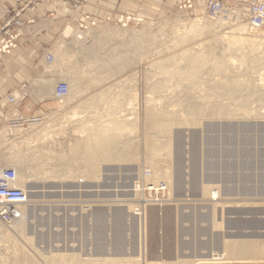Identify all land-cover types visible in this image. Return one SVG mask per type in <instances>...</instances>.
Returning <instances> with one entry per match:
<instances>
[{"label":"rangeland","instance_id":"1","mask_svg":"<svg viewBox=\"0 0 264 264\" xmlns=\"http://www.w3.org/2000/svg\"><path fill=\"white\" fill-rule=\"evenodd\" d=\"M253 1L262 2L263 0ZM39 3L40 0H38V5ZM70 3L81 6L73 2ZM140 4L141 3H137V9L140 8ZM225 6L233 9H241L246 5ZM201 7L193 8L191 12H176L173 9L162 11V9L160 10V8H158L157 10H146L142 14L140 12L138 13L137 9H126L125 11H120L113 20L89 21L86 17L78 20L76 27L67 23L55 35L54 44H52L50 53H52V57H56L57 59L53 58L52 64H49L52 65L50 68H46L45 65L42 64L45 71H53L52 69H54L56 74L61 73L62 68H59L58 63L60 56L59 53L58 56L56 55L57 53L54 49L56 50L57 48L56 43L59 34L66 26H70L77 30H91L98 26H104L113 28L119 33L121 32V35H118L120 37L117 36L112 38L109 46L103 47V50L105 49L103 51L104 54L109 51L104 57L115 55V53L120 55V53L124 51L121 47L122 42L124 41L123 47L132 42L131 45L127 47V50L130 51L128 53H132V55L137 52L134 56L130 55L132 57L131 60L133 62L136 60V63L132 62L133 64H131L126 71H121V73L114 72L115 74H113V77L109 74L110 78L106 73L102 74L103 77L97 74L98 76L94 78L95 80L92 78L94 76L96 77V75L84 77L83 84H85L84 87H81L83 90L80 91V94L76 98H72V101L67 107L60 108L61 101L55 100L56 102L53 110L44 114H39L35 118L27 119L26 122L18 121V115L14 113L10 122L4 125V127H6L7 130L22 129L25 131L45 129L48 138H46L43 143L36 140L31 142L26 141V143H30L32 149H34L33 147L41 149L42 155L45 153L54 158L57 152L62 151L64 147L70 145V142L78 136L76 128L79 122H77L78 120H75L76 122L73 121L74 123L70 121L69 117L72 115V112L78 113V116L82 118L80 121L84 122L85 119L86 121L88 120L87 124L91 126L92 124L98 125L100 123L109 124L113 119H111V116L109 118L107 115L108 109L113 106H117L118 108L122 107L118 110L125 109V111H129L125 112L127 118L130 119L126 121L129 129H127L129 132L127 131L126 138H128L130 145H135L133 147L135 148L136 157L128 162H103L99 165L96 174L92 176H87V174H84L79 168L76 169L77 171L74 170L76 167H74L73 164L67 166L59 162L50 161L46 167V165H42V160L39 159L41 163H39L38 166H41V168L44 167L46 171L48 170L50 172L47 171L44 173L45 170L42 169L38 177L29 178V180L32 178V182L29 181L28 183H31H27L28 185L37 186L40 187V189L45 187L46 192L41 194L38 204L26 215L24 235H19L14 231L13 227L17 224L14 226H7L0 221L6 229L8 228L7 230L11 233L12 237H15L14 240L17 241L20 246L24 247V250L32 259L33 264H56L57 262H54L55 260L53 259L60 255H74L77 258L79 257L78 259L80 260L89 261L90 264H105L106 262L103 261L104 259H112L116 262L117 260L128 259V257H138L139 260L137 264H191L190 262L194 259H198L205 255L210 256L209 259L218 260H211L210 262L223 263L226 262V259L224 260L223 258L227 257L224 255L225 244L252 242L257 245H264V229H248L247 227H240L234 224L249 218L258 220L264 218V165L262 163V161H264V114L261 116V113H264V101L261 102L258 97L251 96L248 103V110L251 114L246 118L240 115L237 108H234L235 113L238 112V116L226 119H202L196 125L172 126L169 134H167L163 140V137L160 138L161 136H156L157 134L153 130L147 131L145 127V116L148 106L152 107L155 105L157 108H160V106H168L169 108L171 105L175 106L179 103L177 102V98L181 99L178 100L180 102L182 101L181 105H183L185 101L184 106H186L189 101L196 102L195 100H199L200 98H204L207 102L210 101V103L217 101L223 105L234 106L235 104L236 96L220 92L219 90L216 91L215 89L210 91L209 87H211L212 84L214 85L222 81V78L212 71L202 75L201 81L195 85H174V83H176L175 80L166 82L169 86L167 85L168 88H166L165 91L170 89L168 90L169 92L167 91V94L164 91L165 95L161 90L156 92L153 90L154 86L152 85H154L157 80L158 83L159 78L161 79V77H159L160 75L158 76V74H160L158 69L156 66L154 67L158 62L169 56L179 57L183 50L199 45L212 46L213 48L217 47L214 52L215 54H219L221 50L218 48L227 45V36L224 37V40L221 42L215 41V39L218 35L228 33L235 28L233 25L235 24V15L232 14L231 16L211 19L203 12ZM195 18H203V21L208 22L214 30L208 35H203L201 39L192 46L186 47L184 45H178L176 46L177 48H173L174 46L170 45L172 39L169 38H173L172 32L175 29L183 31L184 27L182 23ZM241 21L243 22L242 24H247L243 18ZM219 23H224L223 26L225 25V28H218ZM164 25L165 27L163 28ZM83 27L85 29H83ZM159 27H162L163 30L166 28L167 30L165 29L161 35L167 34L168 36L166 35L165 39L164 35L162 39L163 35H160L161 37L158 35L161 41H159L157 46L150 49L144 46L143 49L139 47L136 48L137 44L134 47L132 46L133 39L137 38L139 31L145 29L144 32L146 33H154ZM132 30H135L136 33H133ZM148 30H150V32H148ZM257 32L259 31L257 30ZM133 34L137 35L132 36ZM99 36H93L92 39L100 38L102 35ZM263 36L264 32H262L261 36L256 38L255 42H260L259 40L260 38L262 39ZM90 37H92L91 34L87 36V41H93L95 44H98ZM129 37L133 38L130 39ZM119 38L124 40L122 41V39L120 40ZM127 39H129V41L131 40L129 44ZM167 39L170 40L168 41ZM135 42L137 43V41ZM112 44L114 46L113 48H116V45L117 47L120 46L119 49L116 50H121V52L112 51L111 53L112 46L110 45ZM145 45L147 44L145 43ZM72 47L73 46L70 45L68 50V54L73 55L72 60L67 63L69 65L70 63L74 64L75 62L73 61H77L74 57L76 51ZM130 47H133L135 50L132 49L135 52L132 51ZM247 47L246 45L238 50L230 51L231 54L228 53V51L226 52L228 56L227 59L231 62V69L234 71L233 74L235 76L236 74L237 76L239 75V80H243L247 77L243 71L246 69L245 67L249 61H251ZM165 48H167V50L163 51ZM145 49L148 50L142 52ZM52 50L56 54L52 52ZM147 52H149V54ZM160 52L161 54L164 53L159 55ZM156 54L158 56H156ZM133 58L136 59L133 60ZM249 58L250 60H247ZM54 62L55 67L53 64ZM77 65L79 67L83 66L81 61L78 62ZM259 68L257 67V69ZM260 72H264V70ZM53 77L58 78V82H67L66 79V81L62 79L64 77H62L61 74L57 75V77L56 75ZM98 77L105 78L104 84L98 87H92L91 85L95 83L97 79H100ZM90 78L92 79L91 81L89 80ZM106 78L108 79L106 80ZM122 84L123 86H121ZM85 87H87V89L89 88L88 91ZM174 87L175 92L179 88L177 96L175 95L177 92H173ZM176 87L178 88L176 89ZM119 88L123 89L119 90ZM125 90L128 91L125 92ZM101 91L106 97V101L102 103L100 101L98 102L96 98L98 96L99 99ZM82 92H84V94ZM127 92H129L130 96L127 95ZM170 92L173 93L170 95ZM121 93L122 95L124 93L126 96L123 95L121 97ZM183 93H186L184 94L185 98H182ZM188 93L189 95H187ZM243 95L245 96L244 92L239 94V96ZM166 97L169 98L168 101ZM112 98H119L118 100L121 101L119 102L121 106L113 102ZM129 98L132 101H130V105H127L129 104ZM164 99H166V101ZM89 100L91 101L89 102ZM95 100H97V102H95ZM123 101L127 103L125 104L126 106L122 105ZM93 102L96 103V105ZM91 103H93L95 107ZM131 106H133V108ZM173 106L169 109L176 110L177 108H173ZM104 109L106 112H104ZM252 109L255 110L256 114H254V110ZM258 110L260 114H258ZM132 111L135 113L132 114ZM253 114L255 115L254 117ZM87 124L85 123L84 125L89 126ZM109 126H111V124ZM261 134H263V137ZM258 135H260V138ZM251 137L254 139L258 138L261 144L258 143L257 139L256 141ZM79 138H84V136L82 137L81 135ZM159 138L160 141H158ZM245 138H248L247 141H245ZM131 140L133 141L132 143ZM13 141V143L12 141L4 142L2 146L3 150L1 149L0 153L4 155L9 154L11 151L8 148L11 144L20 145L18 144L20 142L19 139ZM148 141L155 142L156 144H168L169 146L168 153L162 151L159 155L163 156L165 154L163 157L166 162L163 161L162 164L160 163V171H158L160 176L157 177V181H155L156 183L154 184L152 180L150 181V175L152 176L153 172L150 165H148L149 163H146ZM7 142L8 145H6ZM25 148L26 144H24V149ZM5 150H7V152ZM4 155L0 157V164L3 162L2 158ZM30 166L34 170L37 169L34 164ZM166 166L169 167L168 172L175 182V187L173 185V192L171 193H169L165 179L162 178V175H164L163 169L166 168ZM10 167L13 169L12 166L8 168ZM62 168H64L65 171L67 169V173L70 171L68 175ZM70 168L73 169V171ZM30 170L32 169H24L25 173ZM47 173L57 174L56 176L54 175L56 179L52 174ZM30 174L32 175V173L29 172L26 176ZM71 175H74L73 178ZM51 187L55 188L50 189ZM62 188L70 192L62 193ZM162 188H165V190H162ZM204 189L218 191V198L216 200H211L208 195H203ZM49 190L54 192L51 193ZM28 202L27 208L30 207V205H34L30 200H28ZM248 211L260 212L251 215L246 214ZM217 214L219 216H217ZM213 223L216 225L214 224V226ZM1 242H3L2 239L0 240V246L2 244ZM0 249H2L0 250L1 263L2 257L4 256L5 259L7 256L5 257V253L2 254V252H5L4 247L1 246ZM96 259L97 261H95ZM253 259L229 261L230 264H264L263 257ZM6 261L8 262H2V264H11L8 258H6Z\"/></svg>","mask_w":264,"mask_h":264},{"label":"bare ground","instance_id":"2","mask_svg":"<svg viewBox=\"0 0 264 264\" xmlns=\"http://www.w3.org/2000/svg\"><path fill=\"white\" fill-rule=\"evenodd\" d=\"M262 2H264V0ZM201 9L206 14L203 7H201ZM232 14L235 15V24L232 23L235 26V28L232 29L231 31H229L228 33H223L221 35H218V37L215 39V41L221 42L224 40V37H226V36L228 37V38H226V39H228L227 45L225 47H219L218 48L219 50H221V52L219 54H215V52H214V50L217 47L213 48L212 46L199 45L197 47H191L187 50H183L182 53L179 55V57L169 56L162 61L159 60L160 62H158V63L156 62L157 64H155V65L153 63V65H154V67L156 66V68L158 69V71L160 73V74H158V76L160 75L159 77H161V79L159 78V82L157 83V81H158L157 80L156 81L157 84L154 83V85H152V86H154L153 90H155V92L161 90V92L163 91V93H164L165 89L168 88V86H169L168 84H166V82H168V81L172 82L173 80H175L176 83H174L175 82L174 81L173 82L174 85L175 84L195 85L196 83H199L201 81L202 75L212 71V72L216 73L217 75H219V77L222 78V81H220L219 83L214 84V85L212 84L211 87H209L210 91L212 89H215L216 91L219 90L220 92H223L226 94L228 93V94L236 96L234 106L223 105L222 103L220 104L217 101L210 103V101L207 102V100H205L204 98H200L199 100H195L196 102L189 101L187 103V105L184 106L185 101H184L183 105H181L182 101L181 102L178 101L180 98L176 97L178 99L177 102H179L180 104L178 103L177 105H175L173 103L175 106L171 105V106H173V108H177L176 110L175 109L170 110L169 108L171 106L168 108V106L167 107L160 106L158 103L157 104L160 106V108L155 107V105L152 107L148 106V109L146 108L147 111H146V116H145V127H146L147 131L153 130L157 134L156 136H158V137L161 136L160 138L163 137L162 138V140H163L164 137L167 134H169L172 126L196 125L202 119H208V118L209 119L210 118H218V119L219 118H221V119L225 118L226 119V118H230L233 116H238L237 115L238 112L235 113L234 108H237L240 115L242 117L246 118L251 114L250 111L248 110V108H249L248 103H249V99L251 96L258 97L259 100H261V102L264 101V72H260V71L264 70V36L262 37V39L260 38V40H259L260 42H257V41L255 42L256 38L261 36L263 31L258 30L259 32H257V29L252 28L248 23L242 24L243 22L241 21V19L243 18V10L232 9L229 12V14H227L226 16H231ZM206 15L209 18H211L208 14H206ZM219 17H224V16H219ZM219 17H217V18H219ZM230 19H231V17H230ZM163 24H166V23H163ZM182 24H183L184 30L181 31V30L175 29L173 31V29H172L173 38L169 37L170 39H172V42L170 45L174 46L173 48H175L178 45H184L186 47L192 46V45L196 44V42L199 41L203 35H208L214 30L208 24V22L203 21V18H195L193 20H188ZM223 24L219 23L218 28L224 29L225 25L223 26ZM157 26H160V25H157ZM164 27H165V25L163 26V28ZM160 28H162V27H159L158 30L156 29V31L154 33H146V32H144L145 29H142L139 32L137 31L139 34L138 35L136 34L137 38L133 39L134 41H133L132 46L134 47L137 44L136 48L139 47L140 49H143L144 47L149 48V49L154 48L155 46H157L159 41H161L159 37H161L163 35L162 36V39H163V37L165 35V34L161 35V33L164 32V30L166 28L164 30H163V28L162 29H160ZM83 29H85V28L83 27ZM117 29H119V28H117ZM127 31H126V33H127ZM132 31H133V33H136L135 30H132ZM168 31H169V29H168ZM148 32H150V30H148ZM126 33H125V35H126ZM170 33H171V30H170ZM89 34H91V36H92V37H90L91 39L93 38V36L97 37L99 35L100 36L102 35L103 38H102V36L101 37L99 36L100 38L92 39V40L96 41V43H98V44H95L93 41L92 42L87 41L86 38ZM119 34L121 35V32L119 33L117 30H114L113 28H108V27H104V26H98L95 29H91V30H88V29L77 30V29H74L70 26H66V28H64V30L59 34L58 40L56 43L57 48H56V50L53 48L57 54L53 50H52V52H54L57 56L59 53L60 57L58 59L59 60L58 63H59V68L60 67L62 68V70L60 69L61 70L60 74L62 77H64L62 79L67 80V82H65V83H67V85H68V94L61 101V104L59 106L60 108L67 107L68 104L72 101V98L74 99L80 94V91L83 90V89H81V87L82 86L84 87V84H85V83L83 84L84 77H87L90 75L91 76L96 75V77L94 76L92 78L93 80H95L94 78H97V76H98L97 74L102 76V74H104V73H106V75H108V76L110 74L111 77H113V74H115L116 72L121 73V71H126V70H128V68L130 67L131 64H133L134 62L136 63V60L134 62L131 60L132 57L130 55H132V53L129 54L128 52H130V51L127 50V47H129V45H131V43H132L131 40L129 41V39H127V41H129L128 44L130 42L131 43L129 45H124V47H123V42H124L123 40L124 39H122V38H124V37H122V36H121L122 37L121 39L123 42H122L121 47H122V50H124V51L121 52V50H116V49H119L120 46L117 47V45H116V48H113L114 46L112 44V45H110V46H112L110 52L111 53H112V51L113 52L117 51L119 53L121 52L120 55L115 53V55L104 57V55L108 54L109 51L106 52V54H104L103 51L105 49L103 50V47L109 46L110 40L112 38L117 37ZM134 35L135 34H133L132 36H134ZM158 35H159V37H158ZM166 35L164 37L165 39H166ZM118 37H120V36H118ZM129 38L132 39L133 37L132 38L129 37ZM170 39H167V40L169 41ZM135 41H137V43ZM144 41H146V42H144ZM117 43H119V42H117ZM145 43L147 45H145ZM70 45H72L73 46L72 48H74L76 51V53L74 54V57H75V60H77V61H73L75 63L74 64L70 63V65H69L67 63H69V61L72 60V58H73V55L68 54V50H69ZM246 45L248 46L247 51H248L249 57H251V61H249L247 66L245 65L246 69L243 71L247 75V77L243 80H239L238 79L239 75L237 76V74H236V76H235L233 74L234 71L231 69V62L227 59L228 56L226 55V52L228 51V53H230V51L238 50V49H240ZM258 46H259V48H258ZM54 47H55V45H54ZM260 47H261V49H260ZM133 49H132V51L135 50V49L134 50ZM147 50L145 49L142 52H145ZM166 50H167V48H165V50H163V51H166ZM149 52H147V53L149 54ZM155 52H157V51H155ZM161 52L159 53V55H162L164 53L163 52L161 54ZM135 53L137 54V52H135ZM136 54H134V55H136ZM230 54H228V55L231 56ZM134 55H132V56H134ZM156 56H158V55L156 54ZM53 58H56V57H53ZM141 58H143V57H141ZM134 59H136V58H133V60ZM247 60H250V58ZM54 61H55V59H54ZM80 61L83 64L82 67H79L77 65L78 62H80ZM245 61H246V59H245ZM53 64L55 67V62ZM45 67L50 68V67H52V65H49L46 62ZM132 67H133V65H132ZM151 67H152V65H151ZM239 67H240V65H239ZM257 67L258 68L260 67V68L257 69ZM52 70L53 71H51V70L45 71V73H43V76L38 79L37 86L40 89L41 88L52 89L56 85V82H58V78H55L53 76L56 75V77H57V75H60V74H58V73L56 74L55 70L54 69H52ZM98 78H100V77H98ZM109 78H110V76H109ZM92 79L90 78L89 80L91 81ZM107 79L108 78H106V80ZM104 81H105V78L97 79L95 83H93L94 81L91 82V83H93L91 86L92 87L101 86L102 84H104ZM88 83H89V81H88ZM123 84L121 86H123ZM88 86H90V85H88ZM171 88L173 89L172 86H171ZM177 88L178 87H176V89ZM191 88H194V87H191ZM191 88H190V91H191ZM40 89H39V91H41ZM85 89H87V87H85ZM88 89H87V91H88ZM120 89L121 88H119V90ZM178 89L176 91L177 93L175 92V87L173 90V92L176 93L175 94L176 96L178 95ZM126 91H128V90H125V92ZM167 91H165L166 94H167ZM180 91H181V89H180ZM187 91H188V89H187ZM108 92H109V90H108ZM112 92H114V91H112ZM173 92H170V95ZM241 92H244L245 96L244 95L239 96V94ZM82 93L84 94V92H82ZM127 93H128L127 95H129V92H127ZM165 93H164V95H165ZM186 93H183L182 98H185L184 94H186ZM100 94H99L100 95L99 99H98V96L96 98H97L98 102L100 101L102 103V102L106 101V97L102 91L100 92ZM123 95H125V94L123 93ZM123 95L121 93V97ZM187 95H189V93ZM115 96H117V95H115ZM15 97L17 98V96H15ZM113 98H116V97H113ZM130 98H132V97H130ZM130 98L128 101L129 104L124 103V101H123L122 105H125V104L130 105V101H132V100H130ZM163 98H165V97H163ZM118 99H113L112 101L117 103V104H120L119 102H121V101H119ZM126 99H127V97H126ZM166 99L168 101L169 98L166 97ZM166 99H164V100L166 101ZM195 99H197V98H195ZM97 100H95V102H97ZM123 100H124V97H123ZM187 100H188V98H187ZM227 100H228V98H227ZM90 101L91 100H89V102ZM87 102H86V104H87ZM150 102H151V100H150ZM93 103H91V104L93 105ZM133 103H135V102H133ZM147 103H148V101H147ZM94 104L96 105V103H94ZM117 104H115V105H117ZM95 105H93V106L95 107ZM131 105H133V104H131ZM120 106H121V104H120ZM131 107L133 108V106H131ZM106 108H107V106H106ZM120 108H122V107L118 108L117 106L116 107L113 106L112 108L108 109L107 115L109 116V118L111 116L112 117L111 119H113V121L109 122V124L100 123L98 125H93L92 121H94L95 120L94 119V120L90 121V122H92V123H90V124H92L91 126L89 124H87L88 120L86 121V119H85L86 122L85 121L84 122L89 126L84 125L85 123L83 121H80V119L82 120V118L78 116V113L72 112L71 113L72 115L69 118H70V121H72V122L75 120L76 121L78 120L77 122H79V125L76 128L77 129L76 133H78V136L76 139H74L73 141L70 142V145H67L66 147H64L62 151H59L56 154L54 153L55 154L54 158H52V156H50V155L48 156L45 153H44V155H42L43 153L41 154V151H42L41 149H38L35 147H33L34 149H32V145L30 143H26V141L31 142V141H35V140L39 141V142L41 141V143H43L45 141V139L48 138L47 133L45 132V129H43V130L41 129L38 131H34V130L25 131L22 129L7 130L6 128L3 127L4 129H2L0 131V150L3 148L2 146L4 145V142H6V141H12V143H13L14 142L13 140L19 139L20 142L18 144H20V145H18V146L16 144L10 145V142H9L10 147L8 149L11 152H9V154H6V155L0 153V157H2V155H4L2 158L3 162L0 164V167H4V168H8L9 166L13 167V169L16 172V181H15L14 185L17 188H20L21 190H23L26 193L27 199L30 200V202H32L34 204V205H30V207H28V208L26 206L21 208V218L15 223V224H17L16 226H14L15 224H12V226H14L13 229L16 233H18L19 235H24L26 215L28 214V212H31L33 210V208L36 204H38L39 198L41 197V194L46 192L45 187L43 189L42 188L40 189V187L28 185L32 182V180H31L32 178L30 180H29V178L30 177H35V178L38 177L39 172L42 169H44V167L41 168V166H38L39 163H41L40 160H42V163H43L42 165L43 166L46 165V167L50 161H55L57 163L59 162L60 164L67 165V166H70L71 164H73L74 167H76L74 170L79 168V169H81V171L84 174H87V176L88 175L92 176V175L96 174V171H97L99 165L103 162H113V161H119V162L120 161H127L128 162L130 160H133L134 157H136L135 156V148L133 147L135 145H130L128 138H126L127 137L126 133L129 132L126 121H129L130 119L127 118V114L125 112L128 110H126V111H125V109L118 110ZM126 108H128V107H126ZM252 110H254V109H252ZM104 112H106V110ZM134 113L135 112H133L132 114H134ZM254 114H256L255 110H254ZM254 114H253V117L255 116ZM258 114H260V111ZM262 114H264V113H261V116H262ZM14 117H15V115H14ZM99 118H100V115H99ZM98 121H100V120H98ZM110 124H111V126H109ZM258 133H261V132H258ZM81 135H82V137L84 136V138L80 139L79 137H81ZM261 135L263 137V134H261ZM258 136L260 138V135H258ZM72 137H73V135H72ZM160 138L158 141H160ZM251 138L253 140H256V139L258 140V138H256V137H255L256 139H254L253 137H251ZM247 139L245 141H247ZM132 142L133 141L131 140V143ZM259 142H261V141L258 140V143ZM24 144H26L25 149H24ZM259 144H261V143H259ZM6 145H8V142ZM168 149H169L168 144H166V145L156 144L155 142L148 141L147 153H146V161H147L146 163L147 164L149 163L148 165H150V168L153 172V175L152 176L150 175V177L152 178V179L150 178V181L152 180L153 184L156 183L155 181H157V177L160 176L158 174V171H160V166H161L160 163L162 164L163 161L166 162L165 158L163 157L165 154L163 156H159V155L162 153V151L167 152ZM5 151L7 152V150H5ZM167 153H166V156H167ZM261 158H262V156H261ZM262 163L264 165V161H262ZM32 164H34L36 166V168H37L36 170H34L30 166ZM26 168L28 170L32 169L29 171L30 173H32V175L30 174V175L26 176V174L29 173V172L25 173L24 169H26ZM62 169H64V168H62ZM168 169H169L168 166H166V168L163 169L164 175H162V178L165 179V182L167 183V186L169 189V193H171V192H173V185L175 187V182H174V179L172 178V176L169 174ZM71 170L73 171V169H71ZM47 171L45 170L44 173ZM64 171H65V169H64ZM66 171H67V169H66ZM48 172H50V171H48ZM44 173H43V175H44ZM68 173H67V175H68ZM47 174H52L53 176L57 175L55 173L54 174L53 173H47ZM58 174H60V173H58ZM63 175H61V176H63ZM64 176H66V175H64ZM73 176H72V178H73ZM55 179H56V177H55ZM29 181H31V182L28 183ZM54 188L51 187L50 189H54ZM65 188H68V187H65ZM164 190H165V188H164ZM211 190L204 189L203 195H208L211 200H216L219 196L218 195L219 193H218V191H215V190L211 191ZM49 192L52 193L54 191L49 190ZM61 192L67 193L70 191L62 188ZM215 210H216V208H215ZM215 214H216V212H215ZM217 216H219V215L217 214ZM94 223H95V221H94ZM218 223H219V221H218ZM214 224L215 223H213V225ZM98 228H99V226H98ZM7 229L0 223V238L3 241V242H1L2 243L1 246L4 247V251H5V252H2V254L3 253L6 254L5 257L7 256L6 258H8V260L11 261V264H33L32 259L29 257L27 252L24 250V247L20 246L18 244V242L14 240L15 237L13 238L11 233ZM26 241H28V240H26ZM0 250H2V249H0ZM224 252H225L224 255L227 257L223 258L224 260L226 259V262H223V263L210 262L211 260H213V261H218V260L209 259L210 256H208V255L202 256L198 259H194L190 263L191 264H230L229 260H250L253 258H257V257L258 258L259 257L264 258V245H257V244H254L252 242H234V243L225 244L224 245ZM56 256H58V255H56ZM6 258L4 259V256H3L2 259H4V260L1 259L0 264H2V262L7 263L8 261H6ZM78 258L74 255H60L53 260H55L54 262H57L56 264H90L89 261L80 260ZM138 260H139L138 257H133V258L128 257V259L117 260L116 262L112 259L111 260L104 259L103 261L106 262L105 264H137ZM95 261H97V259Z\"/></svg>","mask_w":264,"mask_h":264},{"label":"crops","instance_id":"3","mask_svg":"<svg viewBox=\"0 0 264 264\" xmlns=\"http://www.w3.org/2000/svg\"><path fill=\"white\" fill-rule=\"evenodd\" d=\"M186 0H87L81 6L73 5L62 0H40L35 13L25 12L19 21L20 37L17 48L2 61L0 71V99L14 92L17 96L15 105L2 103L0 109V131L6 127L14 113L18 121L37 117L39 114L54 109L55 99L53 88H39L38 79L45 73L42 64L46 63V56L50 50L55 35L67 23L76 27L78 20L88 18L89 21L113 20L120 11L137 9V12L146 10L162 11L173 9L181 12L179 7ZM225 5H247L253 0H219ZM16 0H0V10L11 12ZM199 0L192 3V8L201 7ZM3 19L0 17V25ZM43 62V63H42ZM37 87V88H36ZM41 91H39V89ZM23 90V91H22ZM26 92V93H25ZM4 127V128H3Z\"/></svg>","mask_w":264,"mask_h":264},{"label":"built area","instance_id":"4","mask_svg":"<svg viewBox=\"0 0 264 264\" xmlns=\"http://www.w3.org/2000/svg\"><path fill=\"white\" fill-rule=\"evenodd\" d=\"M82 5L87 0H64ZM195 0H186L179 7L182 11L193 10L192 3ZM201 6L212 19L219 16H226L233 9L227 7L219 0H199ZM38 7V0H17L14 9L7 12L0 10V17L3 19L0 25V71L3 58L17 48V40L20 37L19 21L23 13H35ZM243 10V19L252 28L264 32V2L251 1ZM48 64L52 63L53 57L47 55L45 58ZM68 94V85L65 82H58L53 88V97L57 101H62ZM17 98L14 92L0 99V109L2 103L5 105H15ZM23 122H26L24 120ZM16 172L11 168L0 167V221L7 226L15 224L21 218V208L28 205L26 193L17 188ZM161 187V186H160ZM164 190V188H162Z\"/></svg>","mask_w":264,"mask_h":264},{"label":"water","instance_id":"5","mask_svg":"<svg viewBox=\"0 0 264 264\" xmlns=\"http://www.w3.org/2000/svg\"><path fill=\"white\" fill-rule=\"evenodd\" d=\"M260 211H248L246 214H258ZM240 227H247L248 229H264V218L263 219H255L249 218L246 220H242L240 222L234 223Z\"/></svg>","mask_w":264,"mask_h":264}]
</instances>
